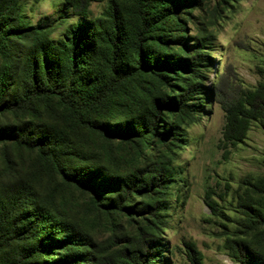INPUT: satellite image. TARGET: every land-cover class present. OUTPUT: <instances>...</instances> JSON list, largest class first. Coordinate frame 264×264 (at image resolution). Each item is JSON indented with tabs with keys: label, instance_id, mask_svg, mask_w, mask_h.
Here are the masks:
<instances>
[{
	"label": "rangeland",
	"instance_id": "1",
	"mask_svg": "<svg viewBox=\"0 0 264 264\" xmlns=\"http://www.w3.org/2000/svg\"><path fill=\"white\" fill-rule=\"evenodd\" d=\"M62 3L20 1L30 27L43 21L55 24L54 41L78 20L67 13L53 23L63 17ZM90 8L88 21L100 23L101 34H109L116 15L125 25L134 19L132 0H102ZM179 16L184 29L171 27L169 20L152 34L160 43L148 44L161 63L176 66L156 68L152 55L145 53L146 67L124 86L120 109L102 113L95 128L77 127L60 110L46 114L40 130L62 135V173L48 168L35 172L34 153L17 149L20 159L10 163L12 169L0 165V211L7 207L1 191L16 189L27 179L33 198L22 203L21 210L39 219L45 216L39 229L27 234L18 230L22 226L15 229L0 220V264H143L135 253L142 244L154 242L161 244L151 245L150 251L157 249L161 256L155 264H198L199 258L201 264H249L248 255L253 264H264V127L253 122L237 144L224 136L225 107L264 84V0H198L183 6ZM203 38L212 44L205 50L207 66L199 73L203 94L190 102L202 107L197 108V124L182 120L179 111L170 112L165 105L196 83L179 59L191 61L192 47ZM13 43L18 51L32 45L29 40ZM3 66L0 57V69ZM219 80L221 97L216 91ZM157 100L160 114L153 106ZM156 115V131L142 138L140 132ZM173 126L188 137L181 136L184 132L169 134ZM125 127L131 137L116 139L112 131ZM158 164L179 172L166 198L157 188L150 194L142 191ZM139 170L146 176L124 198V186ZM6 174L16 179L8 181ZM110 178L119 179L123 188ZM208 196L219 212L208 206ZM165 199L167 209L159 218L153 208Z\"/></svg>",
	"mask_w": 264,
	"mask_h": 264
},
{
	"label": "trees",
	"instance_id": "2",
	"mask_svg": "<svg viewBox=\"0 0 264 264\" xmlns=\"http://www.w3.org/2000/svg\"><path fill=\"white\" fill-rule=\"evenodd\" d=\"M20 1L0 0V57L4 62L0 69V165L12 169L10 163L20 159L14 153L17 149L34 153L37 159L33 168L35 172L38 169L43 172L48 168L62 173L61 160L65 152L62 135L44 134L40 130L46 114L60 110L77 127L91 130L95 128L102 113L119 110L125 94L124 86L136 77L141 68L146 67L145 53L152 55L149 58L154 59L156 68L176 66L167 61L161 63L151 53L148 44L160 43L152 34L159 25L168 23L169 20H172L169 22L171 27L184 29L179 11L183 6H189L198 0H132L135 7L132 22L125 25L122 19L114 16L109 34H101L100 23L97 25L88 21L91 5L102 0H63V17L57 18L53 23L60 22L67 13H72L78 20L68 25L58 41L51 38L55 24L43 21L34 27L28 25ZM14 39L18 42L29 40L32 45L18 51L19 46L13 43ZM210 44L212 43L207 42L206 38L198 39L197 44L192 47L195 51L191 61L179 59V65L189 67L191 75L197 81L184 94L170 98L165 105V109L170 112L179 111L182 120L197 124V108L202 110V107L190 102L203 94L201 90L204 89V84L198 79L199 73H202L201 67L207 66L208 56L205 50ZM127 50L132 52L127 53ZM221 86L223 84L219 80L216 91L220 97ZM153 106L160 114V102L155 101ZM225 110L227 124L224 136L227 140L232 139L233 144L240 143L253 122H259L264 127V84L260 83L255 89L244 91L236 103L225 107ZM158 118L156 115L149 119L146 129L140 132L142 138L147 137L149 131H156ZM125 128L126 131H112V134L118 140H128L132 133L128 131L130 128ZM179 132H184L181 136L188 137L185 131L176 126L172 127L169 134L178 137ZM155 173L142 191L150 194L157 188V194L166 198L179 172L169 164H158ZM145 174V171L139 170L137 175L130 177L129 183L124 186V198L134 191V187H138ZM10 175L6 174L4 178L8 181L16 179ZM111 180L118 188L121 187L120 190L123 188L119 179L110 178ZM2 188L4 185L0 182V189ZM1 192L5 193L3 201L7 203V207L0 211L2 224L15 229L22 226L18 230L24 234L30 230L37 231L39 222L45 216L39 219L29 211L21 210V204L33 198L32 187L27 179L26 182H20L16 189H4ZM166 201H158L153 208L158 212L156 215L159 218L167 209ZM207 204L213 212H219L216 202L210 196L207 197ZM151 245L161 247L157 242L142 244L135 253L137 262L155 264L153 260L161 257L157 249L150 251ZM243 248L242 251H247ZM235 258L242 260L238 255ZM246 258L249 264H253L252 256L248 255ZM196 260L201 264L200 258Z\"/></svg>",
	"mask_w": 264,
	"mask_h": 264
}]
</instances>
